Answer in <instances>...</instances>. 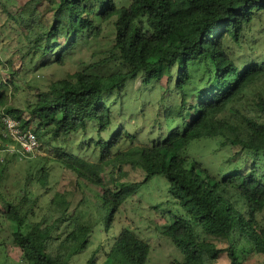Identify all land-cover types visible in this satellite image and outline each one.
<instances>
[{"label":"trees","instance_id":"trees-1","mask_svg":"<svg viewBox=\"0 0 264 264\" xmlns=\"http://www.w3.org/2000/svg\"><path fill=\"white\" fill-rule=\"evenodd\" d=\"M25 5L27 13L23 10L17 21L36 37L41 68L64 65L93 40L109 39L99 59L80 62L76 71L51 81L45 90L37 87L38 94L28 105L29 120L9 104L11 86L16 91L19 87L11 78L17 71L9 68L7 80L0 81V148L1 143L13 142L3 135L4 116L19 120L24 130H33L32 122L36 134L48 136V145L64 138L53 151L65 167L78 178L101 184L97 173L101 163L115 155L121 142L134 139L124 126L106 137L114 125L113 106L106 96L113 92L124 96L130 81L141 79L147 87L168 75L160 113L176 126L167 137L137 148L139 156L131 164L145 172L140 184L163 175L174 202L191 218L177 215L162 228L184 254V260L175 264H216L222 254L229 260L222 264H249L250 256H264V223L258 220L264 211V93L253 99L256 111L245 101L248 90L264 77V56H242L255 27L260 29L255 34L262 36L260 44L264 43V0H29ZM44 5L45 19L39 14ZM258 41L253 39L248 48L255 49ZM232 43L239 50H233ZM175 93L177 102L164 104L166 96ZM88 132L98 138L90 142L83 138L73 148L70 137ZM217 136L239 147L238 153L249 151V167L236 166L219 177L188 158L192 140ZM86 151L97 155L96 163L85 157ZM40 170L38 179L46 173L45 168ZM31 180L27 177L26 189ZM131 187H104L97 203L99 214L116 212L131 195ZM28 201L25 192L17 203L8 201L3 213L14 226L10 227L22 259L28 264H70L87 248L100 215L96 221L71 220V230L63 239L56 237L61 241L50 249L53 232L69 219L71 202L65 196L53 198L57 217L48 223L46 216L27 230L25 220L32 209ZM235 233L248 247L236 248ZM218 240L227 241L228 247L219 248ZM97 253L86 264H98ZM149 254L147 241L123 229L104 250L100 264H146Z\"/></svg>","mask_w":264,"mask_h":264},{"label":"rangeland","instance_id":"rangeland-1","mask_svg":"<svg viewBox=\"0 0 264 264\" xmlns=\"http://www.w3.org/2000/svg\"><path fill=\"white\" fill-rule=\"evenodd\" d=\"M29 0H0V81L7 80L8 69L17 71L16 76L11 78L19 84L18 91L11 86L14 92L9 93V104L17 110H22V119L29 120V102H33L39 90L47 89L49 83L55 79L63 78L78 69L80 62L90 63L100 58L101 50L107 46L109 38L93 40L91 46H84L81 50L66 60L64 65L53 64L41 68V52L35 48L36 37L27 28L21 26L17 21L20 14ZM48 6L39 8L42 18L47 17ZM27 13V9L24 10ZM21 17V16H20ZM45 19V18H44ZM260 29L255 27L254 32L248 34L244 42L246 48L242 56L250 55L254 59H261L264 56V43L262 36H256ZM253 36V37H252ZM252 37V38H251ZM253 39L259 40L255 49H250ZM248 42V43H247ZM233 50H239L232 43ZM168 75H165L159 83L153 86H144L141 79L130 81L124 87V96L117 92L106 96V101L113 106L114 125L111 133H106L111 138L112 133L124 126V129L134 135L133 141H123L118 149L115 148L113 155L107 161L101 163L97 169L98 175L102 178L101 184L87 182L78 178L77 173L65 167L53 151V146L62 144L64 138L58 137L57 141H51L48 145V136H42L38 132L42 146L32 155L22 156L15 144L7 145L1 143L0 148V263L1 264H28L22 259V251L14 242L11 230V222L5 217L4 206L8 201L17 203L27 192L28 208L32 207L25 220L26 229L29 230L38 221L46 218L48 223L56 218L55 206L51 204L53 198L59 199L65 196L71 202L64 223L53 232V239L50 242V249H56L61 238L68 233L73 224L71 220L80 221L90 219L96 221L99 217L97 203L101 199L104 187L119 188L131 187V195L120 206L116 212L105 211L104 216L97 220L90 236L87 248L73 256L70 264H86L88 260L97 253V263L104 259V250L109 249L111 242L123 229L134 232L138 237L150 244V254L146 264H175L184 260V254L172 242L162 234V228L171 223L175 216H183L191 221L187 211L169 192V181L163 175H155L147 182L140 184L145 179V172L131 164L135 161L142 145H148L154 138L167 137L169 131L175 127L174 122L164 119L160 113V101L163 98V89L167 84ZM40 88L39 90L37 89ZM174 93V91H172ZM264 93V77L256 82L247 92L245 101L254 111L253 99L258 93ZM126 95V97H125ZM178 97L175 94L166 96L164 104H174ZM3 111V109H2ZM1 111V112H2ZM158 112L160 115H158ZM157 120V121H156ZM262 120L264 117L262 115ZM34 131L36 125L31 122L30 126ZM92 136V137H91ZM85 138L90 142L91 138L97 139L95 132L85 133L84 136H71L73 148ZM222 136L201 138L192 140L186 150V155L191 160H197L213 174L221 177L236 166L241 168L248 166L251 160V153L247 150L240 152L239 147L225 143ZM85 143V142H84ZM64 144V142H63ZM98 147V146H97ZM72 148V149H73ZM101 149L96 152L100 156ZM86 154L91 163L97 162V155ZM96 155V156H95ZM248 162V163H246ZM262 165V163H260ZM45 168L42 178L38 179L40 169ZM27 177H32L29 188H25ZM25 190V191H24ZM244 206L243 201H240ZM110 212V213H109ZM112 215V216H111ZM260 223H264V211L258 214ZM7 222V223H6ZM70 224V226H69ZM11 226V227H10ZM14 227V226H13ZM12 227V228H13ZM201 231V227L196 228ZM14 230V228H13ZM61 237L56 239V237ZM234 243L239 250L248 244L239 238ZM219 248L228 247L224 240L215 241ZM240 251V250H239ZM227 254H222L216 264L228 263ZM209 261V264H214ZM249 264H264V256L253 255L248 258Z\"/></svg>","mask_w":264,"mask_h":264},{"label":"built area","instance_id":"built-area-1","mask_svg":"<svg viewBox=\"0 0 264 264\" xmlns=\"http://www.w3.org/2000/svg\"><path fill=\"white\" fill-rule=\"evenodd\" d=\"M5 135L15 139L21 146L24 154H32L38 150L40 146L37 135L31 130H24L20 127L19 122L7 116L4 118Z\"/></svg>","mask_w":264,"mask_h":264},{"label":"clouds","instance_id":"clouds-1","mask_svg":"<svg viewBox=\"0 0 264 264\" xmlns=\"http://www.w3.org/2000/svg\"><path fill=\"white\" fill-rule=\"evenodd\" d=\"M5 117H7V116H4L3 117V122H4V118ZM9 117H11V116H9ZM11 118H13V117H11ZM14 120H16V121H18L19 122V125H21V122L19 121V120H17V119H15V118H13ZM21 127V126H20ZM23 129V128H22ZM6 129H5V122H4V129H3V135H4V137H6V138H8V139H11L13 142H8V146L10 145V144H15L16 146H17V148L19 149V151H20V153H18V154H20V155H22V156H29V155H32V154H34V153H32V154H24V153H22V151H21V146H20V144L15 140V139H13L12 137H10V136H6L5 135V133H6V131H5ZM31 131H33V130H31ZM34 132V131H33ZM35 134H36V132H34ZM37 135V134H36ZM37 137H38V135H37ZM38 139H39V142H40V138L38 137ZM40 146H41V142H40ZM40 146H39V148H40ZM38 148V149H39Z\"/></svg>","mask_w":264,"mask_h":264}]
</instances>
